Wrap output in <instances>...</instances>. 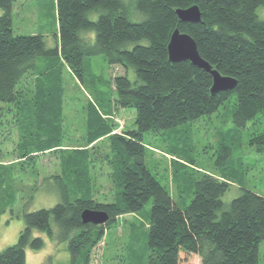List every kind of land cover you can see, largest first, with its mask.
Listing matches in <instances>:
<instances>
[{
    "label": "trees",
    "instance_id": "1",
    "mask_svg": "<svg viewBox=\"0 0 264 264\" xmlns=\"http://www.w3.org/2000/svg\"><path fill=\"white\" fill-rule=\"evenodd\" d=\"M16 1L0 0V103L7 104L0 106V113L17 110L24 130L18 146L20 157L10 165L0 160V168L29 162L38 153L65 151L71 153L63 157L62 164L78 165L75 174L89 178L91 149L108 141L114 153L111 175L120 190L114 202L99 203L89 196L72 201L71 179L55 176L60 202L24 213L25 227L18 242L0 251V264H28L27 249L40 251L45 246L35 232L67 242L71 264H92L95 248L106 237L109 225L118 217L140 213L150 199L154 203L146 236L147 264H187L191 257H199L201 264H260L264 197L244 190L225 205L223 197L233 185L231 174L202 173L194 184L189 177L194 196L186 207H180L145 163L144 135L210 117L231 99L236 131L259 115L264 126V20L257 15L264 0H56L59 31L55 48H47L41 34L14 35ZM194 5L200 8L201 22H180L176 10ZM128 6L141 21L130 20ZM95 14L96 20L90 18ZM177 28L196 41L200 55L214 69L238 81L233 91L212 95L208 73L190 61H169L168 44ZM91 33L94 44L89 42ZM100 54L110 66H120L125 72L113 79L114 102L118 109L136 110L135 129L116 132L118 124L109 122L90 102L85 145L68 148L58 135L65 100L63 69L83 83L85 56ZM40 60L45 65L37 71ZM130 70L135 74L133 80ZM32 72L30 98L23 87ZM251 144L264 150V127ZM167 151L173 157L172 165L200 172L189 154L191 149L179 143ZM230 157L232 148L222 145L219 167L226 169ZM2 175L1 169L0 194ZM179 176L174 169L173 180ZM11 205L13 201L0 202V214ZM86 209L105 211L109 222L84 224L81 215ZM53 223L59 228L58 236Z\"/></svg>",
    "mask_w": 264,
    "mask_h": 264
},
{
    "label": "rangeland",
    "instance_id": "2",
    "mask_svg": "<svg viewBox=\"0 0 264 264\" xmlns=\"http://www.w3.org/2000/svg\"><path fill=\"white\" fill-rule=\"evenodd\" d=\"M128 10L130 20H142L131 6H128ZM257 15L259 19L264 20V6L257 10ZM90 18L96 20L98 14L90 15ZM13 31L14 35L41 34L44 36L46 47L55 48L58 44L59 31L56 0H17L13 6ZM88 38L91 39L90 44H94V34H89ZM44 65V61L40 60L37 71ZM84 69L83 83L66 68L63 69L65 100L62 126L58 135L63 146L68 148L85 145L86 107L90 102L106 114L109 122L118 124L116 132L135 129L136 110L118 109L114 102L113 79L124 75V70L120 66H110L106 57L101 54L85 56ZM34 75L32 72L28 76L29 80L23 87L29 92L30 98L33 97ZM129 75L133 80L134 71L130 70ZM233 104L234 101L231 99L218 112L193 124L144 135V144L147 147L145 163L157 180L170 191L180 207H186L194 196L192 192L190 194L193 185L189 177L194 178V184L202 173L231 174L233 185L223 197L225 205L240 196L244 190L264 197V150L260 151L259 146L251 144V140L263 130L262 115L249 122L246 128L236 131L233 123ZM20 119L19 112L15 109L0 113V160L6 165L16 162L20 157L18 146L24 130ZM179 143L189 151L191 149L189 154L195 165L200 168L199 173L178 164L172 165L173 157L167 150ZM222 145L232 148V157L228 159L226 169L217 164L218 152ZM70 153L65 151L36 153L38 156L34 160L0 168L3 170L4 180L0 202L13 201V205L7 206L0 214V251L18 242L25 227V212L49 209L60 202L59 183L55 176L71 179L72 201L81 196H89L99 203L117 200L120 188L114 183V175H111L114 171L112 164L114 153H111L108 141H101L95 149H91L89 178H81L75 174L74 169H78V165L62 164L63 157H69ZM174 169H178L180 175L175 180ZM153 203L154 200L150 199L140 213L118 217L115 223L110 224L106 237L95 248L92 264H147L149 252L146 236ZM52 227L58 236L60 233L58 226L53 223ZM34 236L41 237L45 241V246L40 251L27 249L28 264H71L72 256L67 242L51 240L40 232H35ZM260 251V264H264V242ZM187 264H201L200 258L191 257Z\"/></svg>",
    "mask_w": 264,
    "mask_h": 264
},
{
    "label": "water",
    "instance_id": "3",
    "mask_svg": "<svg viewBox=\"0 0 264 264\" xmlns=\"http://www.w3.org/2000/svg\"><path fill=\"white\" fill-rule=\"evenodd\" d=\"M177 17L182 23H200L201 11L197 5L187 9L176 10ZM168 57L172 63L190 61L194 66L208 73L212 77V95L233 91L238 81L230 76L222 75L217 69L200 55L196 41L188 34L175 29L168 44ZM84 224L96 226L105 225L109 222V215L102 210L86 209L82 212Z\"/></svg>",
    "mask_w": 264,
    "mask_h": 264
}]
</instances>
